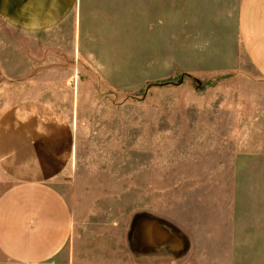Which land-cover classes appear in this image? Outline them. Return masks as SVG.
Segmentation results:
<instances>
[{
    "label": "rangeland",
    "instance_id": "obj_1",
    "mask_svg": "<svg viewBox=\"0 0 264 264\" xmlns=\"http://www.w3.org/2000/svg\"><path fill=\"white\" fill-rule=\"evenodd\" d=\"M238 6L128 0L97 30L87 23L74 53L48 54L0 22V192L13 174L42 173L8 163L6 114L16 95L32 109L51 88L75 136L58 182L75 215L74 261L253 264V237L264 255V77L239 36ZM49 76L74 82L34 81ZM11 78L32 79L21 98Z\"/></svg>",
    "mask_w": 264,
    "mask_h": 264
},
{
    "label": "crops",
    "instance_id": "obj_2",
    "mask_svg": "<svg viewBox=\"0 0 264 264\" xmlns=\"http://www.w3.org/2000/svg\"><path fill=\"white\" fill-rule=\"evenodd\" d=\"M124 3L128 0H0V22L17 36L40 38L43 51L48 54L74 53L87 23L97 30V22L113 20L115 7ZM238 33L251 63L264 77V0H239ZM65 38L68 45L71 44L67 50ZM57 60H47V67L52 68L49 63ZM31 81L16 78L10 84H15L18 91L21 85ZM34 81L53 86L72 84L74 79L49 76ZM50 89L47 87L41 92V99L32 109L27 99L18 100L16 95V102L6 114L11 142H16V146L11 144L8 163L42 165L43 168L36 176L28 171L13 174L9 178L11 184L0 192V264H89L73 259L71 241L76 232L75 215L66 190L58 183L72 164L74 129L68 116L50 101ZM22 94L21 90L20 98ZM31 118L32 130L29 128ZM59 133L61 136L56 135ZM30 139L34 146H30ZM256 241L253 237V264H264V255L258 254Z\"/></svg>",
    "mask_w": 264,
    "mask_h": 264
}]
</instances>
